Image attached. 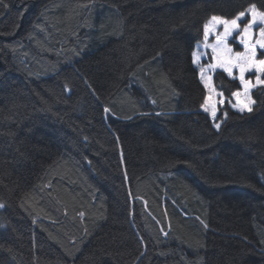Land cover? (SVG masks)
Instances as JSON below:
<instances>
[{
  "label": "trees",
  "instance_id": "1",
  "mask_svg": "<svg viewBox=\"0 0 264 264\" xmlns=\"http://www.w3.org/2000/svg\"><path fill=\"white\" fill-rule=\"evenodd\" d=\"M251 5L0 0V264H264V85L192 62Z\"/></svg>",
  "mask_w": 264,
  "mask_h": 264
},
{
  "label": "snow or ice",
  "instance_id": "2",
  "mask_svg": "<svg viewBox=\"0 0 264 264\" xmlns=\"http://www.w3.org/2000/svg\"><path fill=\"white\" fill-rule=\"evenodd\" d=\"M249 11L251 12L252 19L248 24L244 25L240 39V43L245 47V52L243 53L237 52L232 54V49L227 46L226 40L228 36H230L232 32L239 27L237 21L241 20L242 17H245V12L238 13V15L231 20L212 16L211 19L205 23L203 29L204 47L211 49L212 60L215 61V63L209 64L208 68L212 70L222 68L229 76H232L233 68L239 69V80L243 90L233 92L232 96L237 100V103L234 104L233 107H238L241 112H244L245 110L249 112L252 111L251 104H253L254 101H252L249 96L250 89L256 87L257 85H264V79H261V76L264 75V59H256V46L259 45L261 49H264V28L260 29V39L257 40L255 44L249 43L248 39L250 36L249 30L252 25L257 21L264 23V12H258L255 5H251ZM217 25H223L224 31L223 33H218L216 35L215 43L209 44L207 43L208 38L213 33V30ZM202 55H207V53L193 52V62L199 63ZM262 55H264V53H262ZM253 69L256 73V84H253L250 80H246L244 75L245 72ZM200 78L205 82V87L209 90V93H213L214 89L210 85L211 78H205V69L203 66L200 68ZM241 97H244V100H242ZM211 99V95L205 97V103L201 105L205 111L210 110L208 105ZM220 103H223V101L221 100ZM211 115L213 118L216 117L215 104L211 105ZM216 127L219 128L220 125L217 124Z\"/></svg>",
  "mask_w": 264,
  "mask_h": 264
},
{
  "label": "rangeland",
  "instance_id": "3",
  "mask_svg": "<svg viewBox=\"0 0 264 264\" xmlns=\"http://www.w3.org/2000/svg\"><path fill=\"white\" fill-rule=\"evenodd\" d=\"M249 9H250V7H248L246 9V11H245V13H246L245 17H242L241 20L237 21L239 27L237 29H235L232 32V34L230 36H228V38L226 40L227 46L232 49V54H235L237 52H240V53L245 52V47H244L243 44L240 43V39H241V33L243 32V29H244V25L245 24H248L249 21H251V19H252L251 12L249 11ZM256 10L258 12H261L257 8H256ZM214 16L221 17V18H224V19H227V20H231V19H233V18L236 17V16H233L232 18H225V17L219 16V15H214ZM211 17L205 23H207L211 19ZM246 17L248 18V20L245 23ZM261 28H264V23H260L259 21H257L256 23H254L252 25V27L249 30L250 31V36L248 38L249 39V43L255 44L256 41L260 39V29ZM223 31H224L223 25H217L216 28L213 30V33L209 36L207 43H209V44L215 43V41H216V35L218 33H223ZM260 49L261 48L259 47V45H257L256 46V59L257 60L264 59V57L260 55ZM193 52H198V53H205L206 52L207 55H202L201 58H200L199 63H194L193 62ZM192 62L195 65V67L197 68L199 80L201 81V83H202V85L204 87V91H205L204 97H203V101H202V104L201 105H203L205 103V97H207L209 95H211V97H212V99L210 100L209 105H208V107L210 108V110L209 111H205L203 107H201V109L203 111L207 112L210 115V117L214 120L213 116L211 115V105L212 104H215V112H216V115H217L220 105L223 104V103H220L221 100L223 101V98H222L221 95H219L221 93H220V91L214 85V82H213V73H214V71L216 69H222V68H216L214 70L208 68V65L209 64H212V63H215V61L212 60L211 49L204 47V37H203V39L201 41H198L195 44V47H194V49L192 51ZM201 66H203L204 69H205V78L206 79L208 77L211 78L210 85L214 89V92L211 93V94L209 93V90L205 87V82L202 81L201 78H200V68H201ZM239 75H240L239 69L238 68H233L232 69V76H236L238 78V80H239ZM244 75H245V79L246 80H250L253 84H256V73H255V70L254 69L245 72ZM261 79H262V76H261ZM239 84H240V86H239L240 88L237 89V90H235L234 92H236V91H242L243 90L242 85L240 83V80H239ZM251 90H252V88L249 91V96L251 97V100L253 101L252 96H251ZM241 99L244 100V97H241ZM228 103H230L231 104L230 106L233 107V105L237 103V100H236L235 97L232 96V98L229 99ZM234 108H236L237 110H239L238 107H234ZM219 123H220V120H217L216 122H214V125L216 126Z\"/></svg>",
  "mask_w": 264,
  "mask_h": 264
}]
</instances>
